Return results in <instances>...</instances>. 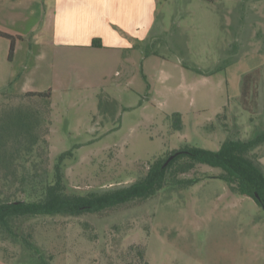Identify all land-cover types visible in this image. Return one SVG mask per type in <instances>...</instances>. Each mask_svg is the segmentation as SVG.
<instances>
[{
	"label": "rangeland",
	"instance_id": "rangeland-1",
	"mask_svg": "<svg viewBox=\"0 0 264 264\" xmlns=\"http://www.w3.org/2000/svg\"><path fill=\"white\" fill-rule=\"evenodd\" d=\"M54 2L0 0V32L21 37L11 57V41L0 36V116L36 108L28 92H52L48 144L29 156L21 146L16 175L5 176L10 193L26 173L31 182L46 171L54 180L66 152L68 191L84 195L130 185L184 145L218 151L229 137L264 132V0H159L149 34H138L122 62L106 55L99 66L80 53L45 51L50 35L65 30L50 17ZM100 94L114 102L105 118ZM253 153L262 163L264 144ZM221 172L198 165L182 175L199 179L188 189L106 217L29 219L18 233H31L42 256L0 233V264H264V208L231 193Z\"/></svg>",
	"mask_w": 264,
	"mask_h": 264
},
{
	"label": "trees",
	"instance_id": "trees-1",
	"mask_svg": "<svg viewBox=\"0 0 264 264\" xmlns=\"http://www.w3.org/2000/svg\"><path fill=\"white\" fill-rule=\"evenodd\" d=\"M0 36L11 41L12 57L15 42L21 37L3 32H0ZM10 93L17 96L8 90L3 91L4 96ZM23 97L36 104V108L19 106L5 109L0 116V174L5 171L4 177L0 176V233L14 242H21L36 255H39V249L30 240L31 233L25 237L18 233L19 225L27 220L44 216L79 217L85 214L106 217L135 208L157 197L164 190H186L196 184L199 181L197 177L185 178L182 175L192 172L198 165L220 168L222 172L217 177L225 182L231 193L248 196L264 208V165L253 153L255 148L264 144V132L246 141L229 137L222 142L218 151L184 145L165 157L156 158L146 175L136 182L84 195L68 191L62 163L66 157L73 156V153L66 152L59 157L54 180H49L46 171V176L43 177L39 172L34 174L36 177L31 182L26 173L18 180L19 185L17 184L15 191L10 193L12 186L5 176L8 173L16 175L15 162L23 154L21 146L29 156L36 146L43 143L47 145L51 126L52 92H28ZM98 98L100 114L105 118L110 113L108 104L114 102L103 94ZM41 108H45V113ZM174 117L178 121L175 127L181 129L180 115ZM97 118L93 117V123H96ZM173 155L175 157L166 164ZM19 193L26 194L27 198H17ZM143 257V252H138L139 260ZM41 259V264H50L43 257Z\"/></svg>",
	"mask_w": 264,
	"mask_h": 264
},
{
	"label": "crops",
	"instance_id": "crops-1",
	"mask_svg": "<svg viewBox=\"0 0 264 264\" xmlns=\"http://www.w3.org/2000/svg\"><path fill=\"white\" fill-rule=\"evenodd\" d=\"M54 3L50 17L61 19L65 30L62 35H50L45 51L57 56L80 53L86 64L99 66L106 62V55L122 62L120 54L137 47L138 34H149L159 0H55ZM123 23L129 28L125 29Z\"/></svg>",
	"mask_w": 264,
	"mask_h": 264
},
{
	"label": "water",
	"instance_id": "water-1",
	"mask_svg": "<svg viewBox=\"0 0 264 264\" xmlns=\"http://www.w3.org/2000/svg\"><path fill=\"white\" fill-rule=\"evenodd\" d=\"M175 157V155L171 156L168 161L166 162V164H168L173 158Z\"/></svg>",
	"mask_w": 264,
	"mask_h": 264
}]
</instances>
